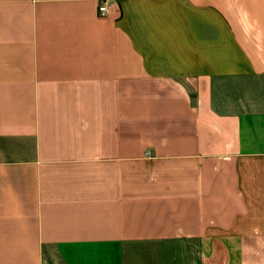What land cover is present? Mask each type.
I'll return each mask as SVG.
<instances>
[{"label": "crops", "instance_id": "1", "mask_svg": "<svg viewBox=\"0 0 264 264\" xmlns=\"http://www.w3.org/2000/svg\"><path fill=\"white\" fill-rule=\"evenodd\" d=\"M0 264H264V0H0Z\"/></svg>", "mask_w": 264, "mask_h": 264}, {"label": "built area", "instance_id": "2", "mask_svg": "<svg viewBox=\"0 0 264 264\" xmlns=\"http://www.w3.org/2000/svg\"><path fill=\"white\" fill-rule=\"evenodd\" d=\"M105 2L104 3H102L101 5H100V9H99V11H100V13L103 15V13L106 11V6H105Z\"/></svg>", "mask_w": 264, "mask_h": 264}]
</instances>
